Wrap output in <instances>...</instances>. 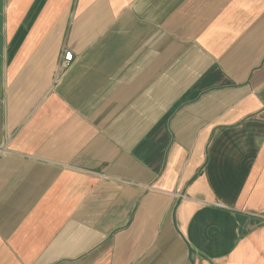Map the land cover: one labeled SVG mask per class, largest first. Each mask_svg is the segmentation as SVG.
<instances>
[{"label": "crops", "instance_id": "0c3cea01", "mask_svg": "<svg viewBox=\"0 0 264 264\" xmlns=\"http://www.w3.org/2000/svg\"><path fill=\"white\" fill-rule=\"evenodd\" d=\"M0 264H264V0H0Z\"/></svg>", "mask_w": 264, "mask_h": 264}, {"label": "built area", "instance_id": "2783aa9c", "mask_svg": "<svg viewBox=\"0 0 264 264\" xmlns=\"http://www.w3.org/2000/svg\"><path fill=\"white\" fill-rule=\"evenodd\" d=\"M73 60V55L70 52L65 51L63 57L59 61V67L65 68Z\"/></svg>", "mask_w": 264, "mask_h": 264}]
</instances>
